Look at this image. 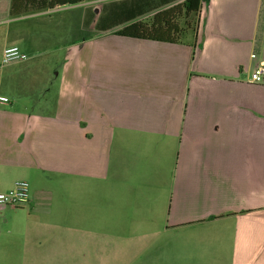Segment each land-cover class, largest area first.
I'll return each instance as SVG.
<instances>
[{"label":"crops","instance_id":"0c3cea01","mask_svg":"<svg viewBox=\"0 0 264 264\" xmlns=\"http://www.w3.org/2000/svg\"><path fill=\"white\" fill-rule=\"evenodd\" d=\"M85 1L48 9V0H0V25L50 16L61 30ZM174 1L148 14L149 1L131 3L129 18L142 16L128 23ZM118 30L68 45L74 58L56 74L55 92V79L42 85L4 66L17 96L33 97L18 108L0 95L9 100L0 102V193L20 180L38 186L24 207L0 206V264H85L79 244L92 243L95 254V243L114 240L70 228L81 222H70L69 205L53 218L49 175L91 180L94 193L108 195L109 212L111 199L126 194L136 217L125 239L169 241L174 264L185 251L211 264H264V83L251 82L264 68V0H202L196 36L184 43ZM27 32L28 44L23 36L13 44L39 57L48 26ZM153 226L155 236L142 229Z\"/></svg>","mask_w":264,"mask_h":264},{"label":"rangeland","instance_id":"374dc122","mask_svg":"<svg viewBox=\"0 0 264 264\" xmlns=\"http://www.w3.org/2000/svg\"><path fill=\"white\" fill-rule=\"evenodd\" d=\"M137 1L86 0L79 9L70 10L68 17L64 19L67 22V27L65 28L63 26L61 30L57 26L58 22L56 20L58 19L50 16H48V19H22L17 23V26L13 23L0 25V95H6L10 100L9 104L4 105L21 108L23 100L28 99L27 101H32V94L25 95V97L17 96L19 93L11 88L16 84H14V80H4L5 76L3 75H9L13 70L9 67H4L7 64H3L2 62L4 49L10 46H16L13 44L15 40L20 41V38L23 36L22 42L28 44L29 35L27 31L29 29L37 30L48 26V45L41 43L42 49H39V57H32V54H28L26 51L29 55L25 53L28 57L27 60L9 64L17 65L20 68L17 71L25 75H33L35 79L43 82L42 85H45L46 76H48V84L55 79L54 85L52 86V92H55L60 83V78L58 76L55 77L56 74L62 76L66 60L68 58H74L71 57V50L67 46L74 45L78 38H85L92 35L91 33L93 31L98 32L101 30L124 28L129 24L128 22L132 21H126L124 19V15L121 14L123 6L129 7L131 3ZM143 1H149V4L146 9L145 7L142 9V14H148L152 10L153 13L155 10H158L156 7L161 5L160 0ZM182 1L184 0H175L173 4L181 3ZM140 16L142 15H138L136 18ZM153 16L144 18L143 20L149 22ZM21 31H24L25 34H21ZM18 47L22 48L20 45ZM40 105L38 103L37 107H40ZM0 107L3 106L0 105ZM48 177V198L52 204L53 218H59L64 204L69 205L71 211L70 222L75 223L77 220L81 222L78 228H76V224L70 228L78 229L85 233V235L89 233H110L112 236H115L114 240L95 243L97 246L102 247L95 254L88 251L93 247L92 243L84 241L85 243L79 244V250L84 255V258L79 260H82L85 264H174L171 250L172 244L169 241L160 242L154 237L157 227H142V229L149 228L148 233H153L154 235V238H148L147 241H141L139 239L128 241L125 239L126 235L128 233L131 234L132 230L135 229L131 223L132 219L136 217V211L132 209V206H126V204L131 203H127L126 194L119 193L114 199H111V206L114 205V208H111L109 212L108 204L110 205V203L108 195L102 191L94 193V183L91 180L65 179L59 175H49ZM28 184L30 186V192L32 193L34 188L38 186V181L34 180V182ZM94 207L95 210L93 212ZM109 218L111 219L112 225H109ZM49 219L52 218L48 217V221ZM128 222L129 225H126ZM59 229V227L54 228L52 233H59ZM138 233H142V231ZM161 244L170 246L169 248L166 247L164 256L159 254L157 250V247ZM93 249L92 251H94ZM68 258L70 259L67 260L71 261L75 257ZM212 259L213 257H208L207 255L201 256L197 252L185 251L181 253L180 264H211ZM55 260L56 263H59L61 260L66 259L55 257Z\"/></svg>","mask_w":264,"mask_h":264},{"label":"trees","instance_id":"16d2710c","mask_svg":"<svg viewBox=\"0 0 264 264\" xmlns=\"http://www.w3.org/2000/svg\"><path fill=\"white\" fill-rule=\"evenodd\" d=\"M83 1L48 0L47 7L48 9H54L60 6H72ZM201 2L202 0H184L168 9L155 13L149 22H133L116 31L115 35L169 43H184L196 36L200 21ZM121 14L124 15L126 21L136 18V16L129 18L126 6H123Z\"/></svg>","mask_w":264,"mask_h":264},{"label":"built area","instance_id":"2783aa9c","mask_svg":"<svg viewBox=\"0 0 264 264\" xmlns=\"http://www.w3.org/2000/svg\"><path fill=\"white\" fill-rule=\"evenodd\" d=\"M255 58V55H252ZM28 57L18 46H10L4 49L2 55L3 64H9L16 61L27 60ZM251 82L254 84L264 83V68L256 69L251 75ZM5 97H0V102H8ZM30 202V186L27 181H16L13 187L0 193V206L24 207Z\"/></svg>","mask_w":264,"mask_h":264}]
</instances>
